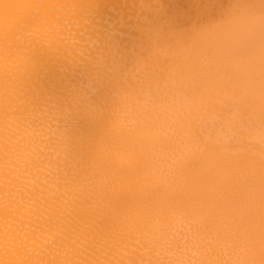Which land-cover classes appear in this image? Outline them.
<instances>
[{
  "label": "bare ground",
  "instance_id": "6f19581e",
  "mask_svg": "<svg viewBox=\"0 0 264 264\" xmlns=\"http://www.w3.org/2000/svg\"><path fill=\"white\" fill-rule=\"evenodd\" d=\"M244 13L264 0H0V264H161L177 221L206 264L237 225L264 264V152L160 109Z\"/></svg>",
  "mask_w": 264,
  "mask_h": 264
},
{
  "label": "clouds",
  "instance_id": "9594fccd",
  "mask_svg": "<svg viewBox=\"0 0 264 264\" xmlns=\"http://www.w3.org/2000/svg\"><path fill=\"white\" fill-rule=\"evenodd\" d=\"M201 78L195 88H170L160 106L163 123L178 141L264 152V16L242 14L201 54ZM264 239V236L261 237ZM257 238L237 225L224 233L230 255L217 264H248ZM189 226L177 221L161 249V264H206ZM170 249L171 251H168Z\"/></svg>",
  "mask_w": 264,
  "mask_h": 264
}]
</instances>
